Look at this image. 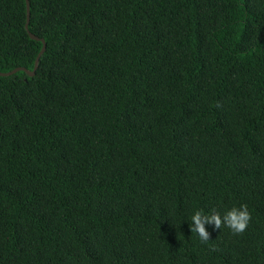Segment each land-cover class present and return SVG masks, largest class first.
I'll use <instances>...</instances> for the list:
<instances>
[{"label":"trees","instance_id":"16d2710c","mask_svg":"<svg viewBox=\"0 0 264 264\" xmlns=\"http://www.w3.org/2000/svg\"><path fill=\"white\" fill-rule=\"evenodd\" d=\"M29 5L0 0V73L46 45L0 76V264H264V0Z\"/></svg>","mask_w":264,"mask_h":264},{"label":"clouds","instance_id":"9594fccd","mask_svg":"<svg viewBox=\"0 0 264 264\" xmlns=\"http://www.w3.org/2000/svg\"><path fill=\"white\" fill-rule=\"evenodd\" d=\"M251 212L246 203L233 205L223 211L214 208H199L191 213L186 220L189 221V228L201 241L210 239L211 229L227 228L235 235L243 234L251 222Z\"/></svg>","mask_w":264,"mask_h":264},{"label":"water","instance_id":"95a60500","mask_svg":"<svg viewBox=\"0 0 264 264\" xmlns=\"http://www.w3.org/2000/svg\"><path fill=\"white\" fill-rule=\"evenodd\" d=\"M26 3H27V10H28V20H27L26 28L28 29V24H29V19H30L29 0H26ZM29 34H30L31 38H33L35 40H41L42 42H44V39L38 38L36 35L32 34L31 32H29ZM45 49H46V45H45V42H44V46H43L42 50L40 51L39 55L37 56L34 70L31 71V70H28L26 68L20 67V68H16V69L12 70L10 72H7V73H0V76L12 75L14 73H17L18 71H26L29 76H34L35 71H36V69L38 67V64H39V60H40L42 54L45 52Z\"/></svg>","mask_w":264,"mask_h":264}]
</instances>
